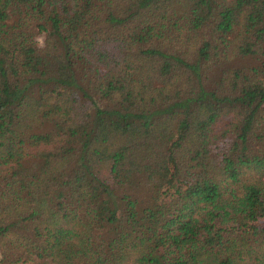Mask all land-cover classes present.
<instances>
[{
    "label": "trees",
    "instance_id": "1",
    "mask_svg": "<svg viewBox=\"0 0 264 264\" xmlns=\"http://www.w3.org/2000/svg\"><path fill=\"white\" fill-rule=\"evenodd\" d=\"M0 264H264V0H0Z\"/></svg>",
    "mask_w": 264,
    "mask_h": 264
},
{
    "label": "rangeland",
    "instance_id": "2",
    "mask_svg": "<svg viewBox=\"0 0 264 264\" xmlns=\"http://www.w3.org/2000/svg\"><path fill=\"white\" fill-rule=\"evenodd\" d=\"M36 39H37V42H38L39 44H41V41H42V37H41V35H38ZM242 62L246 63V60H242ZM177 187H178V183H177V182L163 185V186L159 189V191H158V194H157V200H158L159 202H164V201H166L167 196H168L170 193H172L173 190H174L175 188H177Z\"/></svg>",
    "mask_w": 264,
    "mask_h": 264
}]
</instances>
